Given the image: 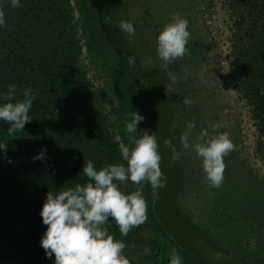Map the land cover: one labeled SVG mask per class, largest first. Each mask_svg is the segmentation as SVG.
Here are the masks:
<instances>
[{
  "label": "trees",
  "instance_id": "trees-1",
  "mask_svg": "<svg viewBox=\"0 0 264 264\" xmlns=\"http://www.w3.org/2000/svg\"><path fill=\"white\" fill-rule=\"evenodd\" d=\"M228 19L230 69L236 92L264 138V0H219ZM0 0L6 26L0 27V94L15 84L36 93L29 115L31 123L9 136L10 125L0 121V264H54L41 247L47 226L40 212L46 194L84 185V162L97 170L124 164L114 135L98 112L81 111L49 132L36 135L40 124L51 120L68 104L85 96L88 82L81 67L80 38L70 0ZM16 99H23L17 94ZM0 99V105L5 103ZM11 102V101H7ZM264 162V142L258 141ZM46 149L44 160L36 159ZM155 228L163 236L155 218ZM109 219H112L111 217ZM110 235L126 244L123 254L130 264H169L156 241L137 231ZM167 239V238H165ZM148 243L149 251L141 247ZM138 251V253H137Z\"/></svg>",
  "mask_w": 264,
  "mask_h": 264
},
{
  "label": "rangeland",
  "instance_id": "rangeland-1",
  "mask_svg": "<svg viewBox=\"0 0 264 264\" xmlns=\"http://www.w3.org/2000/svg\"><path fill=\"white\" fill-rule=\"evenodd\" d=\"M148 1L149 11L144 10L150 17L146 19V24L142 25L138 22V25L161 63L167 64L160 59L157 51V37L161 31L160 28L163 29L171 21L172 15L176 13L188 20L190 38L186 46L184 68L188 70L186 81L197 100L205 129L210 135H214L216 133H213L212 125L227 123V127H222L219 131L227 132L235 144V150L224 157L226 165L224 180L218 189L208 187L202 161L199 160L201 162L199 165L194 151L189 149L186 152L189 158L188 168L186 169V181L179 194L178 205L192 221L197 222L196 216H199L206 224L210 222L212 238L215 241H221L222 244L227 242V245H224L227 246L226 248H231L237 253L248 252L264 258V231L261 232L260 229L253 231L247 224V221L252 220L249 212L253 210L248 208L250 203L264 200V162L261 151L259 152L257 147L258 141L264 142V138H258L257 129L249 118L245 102L235 90L236 82L230 69L232 58L228 40L229 23L222 10L221 2L219 0ZM128 2L134 14L142 13L138 6L139 0H128ZM70 5L77 24V35L80 38L79 65L84 67L88 90L84 97L68 104L51 120L40 124L36 135L49 132L81 111L98 112L105 117L106 125L114 137L117 135L121 137L119 142L116 141L121 154V144L130 146L129 135L125 131L126 122H131L132 119L130 113L137 111L145 118L138 125V131L150 129L149 98L144 88V76L135 58L129 60L124 56L122 37L118 30L106 20L100 0H70ZM152 15L160 20V24L157 25L152 20ZM167 65L173 66L175 61ZM178 71V67L175 68L169 77L173 91L180 90L181 83H178L180 79L177 75L183 76V73L180 70L179 74ZM173 77L178 80L173 81ZM173 110L176 114L175 119H177L174 124L180 127L184 120V111L179 108ZM124 163L126 166V161ZM228 170L230 173H227ZM119 187L125 194H131L137 190V186L130 181L120 184ZM140 187L147 201V221L130 232L137 231L144 237L154 239L156 246L160 249V254L164 257L170 259L171 250L175 248L183 258L182 264H194L190 255L177 248L169 238L164 234L162 236L155 228L150 210L159 189L153 192L148 182ZM214 198L241 199L231 200L230 207L234 210L228 207L230 210L224 211L226 216L220 214L215 219L217 224H214V215L207 210L209 204L206 202ZM200 200L205 205H199ZM259 211L260 214L264 213V206L261 205ZM227 218L231 221H227ZM109 221L110 223L105 227L119 230L112 219ZM236 229H244V235L239 231H237L238 234L235 233ZM141 249L147 253L148 243Z\"/></svg>",
  "mask_w": 264,
  "mask_h": 264
},
{
  "label": "clouds",
  "instance_id": "clouds-1",
  "mask_svg": "<svg viewBox=\"0 0 264 264\" xmlns=\"http://www.w3.org/2000/svg\"><path fill=\"white\" fill-rule=\"evenodd\" d=\"M11 6L21 7L20 0H11ZM6 26L5 13L0 9V27ZM121 31L129 36L135 35V28L130 21L121 19ZM190 38L188 20L178 13L173 14L171 21L157 37V51L160 59L171 64L182 58L187 51ZM188 70L185 69V78ZM201 79L203 77L201 76ZM176 77H173V81ZM23 99H16L17 94ZM264 95V90L261 91ZM0 99L6 101L0 105V121L10 125L7 130L9 136L23 131L27 123H31L29 115L36 93L31 89H20L17 85L8 86L7 92L0 94ZM11 101V102H7ZM182 103L190 105L192 102L185 98ZM131 122H126L125 131L129 135V145L121 144V156L124 164L106 165L97 170L92 160L84 162L82 173L88 178L83 186L77 184L74 188L63 190L58 194L49 191L46 194L40 215L47 226L41 239V247L48 258L54 255V264H130L123 254L126 244L116 240L109 234L106 225L109 218L119 229L121 236L127 237L129 232L147 221V201L143 197L142 186L148 182L153 192L164 187L167 177L161 169L162 155L158 151L159 144L156 133L151 129L138 131V125L145 118L137 111L130 113ZM214 135L207 129H202L194 143L189 142L195 122L187 124V131L180 136L183 152L190 148L200 161L209 188H219L224 180L226 165L224 157L235 150V144L227 132L219 130L227 127V123H216L211 126ZM119 142L121 137L117 135ZM163 145L169 149V165L177 162L183 152L177 151L167 137ZM0 150L7 151V143H0ZM47 150L33 157L44 160ZM137 186L131 194L120 190V184L127 182ZM183 258L173 248L169 264H182Z\"/></svg>",
  "mask_w": 264,
  "mask_h": 264
},
{
  "label": "water",
  "instance_id": "water-1",
  "mask_svg": "<svg viewBox=\"0 0 264 264\" xmlns=\"http://www.w3.org/2000/svg\"><path fill=\"white\" fill-rule=\"evenodd\" d=\"M108 22L122 37V52L128 59L135 58L144 76V88L148 93L150 108V129L157 135L158 151L162 155L161 169L167 177L164 187L159 188L157 197L152 201L151 212L160 230L179 249L191 256L194 264H248L239 257L223 253L210 243L201 232L194 229L178 210L175 197L178 189L177 162L169 165L171 152L163 145L167 137L174 145L169 129V101L174 95L166 91V69L159 67L153 52L144 39L142 32L130 19L121 0H100ZM121 19L130 21L135 35L129 36L120 30Z\"/></svg>",
  "mask_w": 264,
  "mask_h": 264
},
{
  "label": "flooded vegetation",
  "instance_id": "flooded-vegetation-1",
  "mask_svg": "<svg viewBox=\"0 0 264 264\" xmlns=\"http://www.w3.org/2000/svg\"><path fill=\"white\" fill-rule=\"evenodd\" d=\"M135 1V0H134ZM121 2L123 3L130 19L133 21V23L136 25V27L142 32L144 39L146 40L145 36H144V32L140 29L138 22L141 23L142 25L146 24L145 21H147L150 16L148 14V12L146 10L149 11V1L148 0H139L138 6H140V11L142 13H139L138 15H136V13L134 14L133 12V8H131L130 3L128 2V0H121ZM137 2V1H136ZM101 3V1H100ZM102 5V4H101ZM103 7V6H102ZM146 9V10H144ZM104 10V9H103ZM105 12V11H104ZM106 15V13H105ZM147 19V20H146ZM107 20V18H106ZM152 20L158 25L160 24V20L158 18H156L154 15H152ZM108 21V20H107ZM160 30H163L162 28H160ZM147 41V40H146ZM149 44V42H148ZM150 46V45H149ZM153 55L156 59V62L158 63L159 67L162 69H166L167 70V74L165 77V84H166V91L172 95H174V99H172L171 101H169V118H168V122H169V129H170V133L172 136V140L175 146V149L177 151H181L183 152L182 149V145L180 143V136L182 135V133H184L185 131H187V124L189 122H195V128L192 130L191 135L189 137V142L190 143H194L196 140V137L199 135V133L201 132L202 129H205L204 127V121H203V117H202V113L199 110V106L197 103V100L193 94V92L191 91V88L189 86V84L186 81L185 78V60H186V53L185 55L180 58L175 60V65H167L164 63H161L160 60L158 59V57L156 56L153 48L150 46ZM134 58V57H133ZM128 59V58H127ZM132 59V58H131ZM129 59V60H131ZM179 69V74L182 72V75H177V77L180 79L181 86L179 85V91H173L171 89L170 86V74L171 71L174 70L175 68ZM181 70V72H180ZM184 77V80H183ZM176 80H178L176 78ZM189 99L192 103L190 105H185L184 103H182L183 99ZM179 108L181 109V111H184V120L181 123V126L178 127L176 126L175 122H177L176 118V114L174 112L173 109ZM174 112V114H173ZM175 123V124H174ZM180 129V130H179ZM191 149V148H190ZM192 150V149H191ZM194 151V150H192ZM194 153V152H193ZM195 155V153H194ZM188 155L186 154V152H183V155L180 157V159L177 161V167H178V189H177V195L175 197V204L176 207L178 208V210L183 214L184 218L189 221L191 223V225L194 227L195 230L201 232L203 234V236L210 242L212 243L217 249H219L220 251H222L223 253L235 256V257H239L242 260H244L246 263L248 264H264V258L262 257H258L255 254H251V253H243V252H234V250H232L231 248H226L224 245H227L224 240L225 243L222 244L221 241L218 240H214L212 238V234L213 232L210 229V222H208V224H206L202 217L199 218V216H196V221H192V219H190V217H188L187 213H183L178 205V201H179V194L181 192V190L183 189V184L186 181V169L188 168ZM197 159V157H196ZM199 162V159H197ZM199 165L201 164V162L198 163ZM201 168V167H200ZM197 169V167H196ZM227 173H230V170L227 171ZM239 195V194H238ZM235 199H241V198H214V200H207L206 202L209 204L207 210L210 212H212V215L214 217V224H217L215 219L218 218L220 216V214H223L224 216H226L224 211H229L231 208L230 207V201L233 200L235 201ZM251 202V201H250ZM205 205V203H203V201L200 200L199 205ZM264 206V200L260 201V202H254L252 201L250 203V208L252 212H249L250 215H252V220L251 221H247L249 224V227H251V229L254 231L260 229L261 232L264 231V213H259L260 211V207ZM233 209V208H231ZM241 209H246V208H241ZM240 209V210H241ZM234 210V209H233ZM235 212V211H232ZM228 217V216H227ZM231 221L230 218H227V221ZM256 220H258L257 222H255ZM225 224V223H223ZM227 224V223H226ZM263 230H262V229ZM216 230L214 229V232ZM239 231L242 235H244L245 230L243 229H236L235 233L238 234ZM218 234V233H217ZM236 239V238H235ZM236 249V248H234ZM243 253V254H242ZM191 257V256H190Z\"/></svg>",
  "mask_w": 264,
  "mask_h": 264
}]
</instances>
